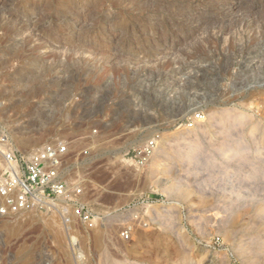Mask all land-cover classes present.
Listing matches in <instances>:
<instances>
[{"label": "rangeland", "instance_id": "374dc122", "mask_svg": "<svg viewBox=\"0 0 264 264\" xmlns=\"http://www.w3.org/2000/svg\"><path fill=\"white\" fill-rule=\"evenodd\" d=\"M241 1L0 0V120L21 152L88 149L70 171L97 217L0 218V264H264V0ZM154 136L164 156L123 157Z\"/></svg>", "mask_w": 264, "mask_h": 264}, {"label": "built area", "instance_id": "2783aa9c", "mask_svg": "<svg viewBox=\"0 0 264 264\" xmlns=\"http://www.w3.org/2000/svg\"><path fill=\"white\" fill-rule=\"evenodd\" d=\"M202 119L195 114L186 120L191 128ZM80 137L87 141L96 131ZM154 136L141 146L128 147L123 154L137 169L144 168L158 146ZM73 142L50 139L29 153L18 151L0 120V218L27 214L50 215L60 219L70 232L76 224L85 231H92L97 217L90 203L86 202L84 184L71 177L73 165L88 155V149L74 151ZM146 223H142L144 225ZM132 229L124 228L119 237L128 242Z\"/></svg>", "mask_w": 264, "mask_h": 264}, {"label": "bare ground", "instance_id": "6f19581e", "mask_svg": "<svg viewBox=\"0 0 264 264\" xmlns=\"http://www.w3.org/2000/svg\"><path fill=\"white\" fill-rule=\"evenodd\" d=\"M213 2L212 3H215V12H214V17L215 19L217 20H222L224 18H228L231 17L230 19L232 20L233 18H237L239 17V13L241 12V8L244 6L243 3L245 4V2H242L241 0H212ZM244 1V0H243ZM252 1V0H251ZM250 1V2H251ZM254 1H252L253 3ZM245 7V6H244ZM248 7V6H247ZM244 9V8H242ZM196 12V10H194ZM241 14V13H240ZM198 14L197 15H188L187 16V19H189L191 22H193L194 24L196 23V25H200V22L198 19ZM189 21V22H190ZM193 24V25H194ZM197 29V28H196ZM195 110V109H193ZM35 131V130H34ZM38 131V130H37ZM123 132L125 133H121L118 138L120 137H128L129 134L131 133H135L136 131L134 130H129L128 129H125ZM65 133V132H64ZM32 134V133H31ZM30 134V135H31ZM43 133H36L34 135H31V136H27L28 138H26V140H22L21 141V138H16L18 143L20 142V145L22 147H20V149L23 151V152H26L30 149V146H32V143L31 140L34 136H40L42 135ZM119 134V133H118ZM117 138V139H118ZM116 139V138H115ZM125 140V139H124ZM221 151V150H220ZM166 154V143L164 141V139H159V144L157 146V148L155 149L152 157L150 158L151 161H155V159L161 157V156H164ZM149 160V161H150ZM127 164V163H126ZM126 167V166H125ZM136 175V174H135ZM74 248V247H73Z\"/></svg>", "mask_w": 264, "mask_h": 264}]
</instances>
